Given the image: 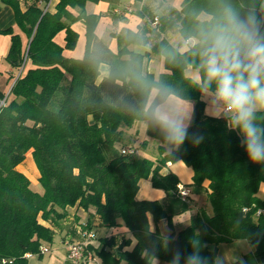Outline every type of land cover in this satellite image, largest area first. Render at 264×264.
I'll use <instances>...</instances> for the list:
<instances>
[{
  "label": "trees",
  "instance_id": "trees-1",
  "mask_svg": "<svg viewBox=\"0 0 264 264\" xmlns=\"http://www.w3.org/2000/svg\"><path fill=\"white\" fill-rule=\"evenodd\" d=\"M99 1L58 0L56 11L50 13L36 5L22 12L17 0H0L12 8L28 40L24 53L20 37L11 29L4 31L11 35L6 61L18 70L26 56L31 65L26 62L0 108V264H30V256L41 257L44 244L53 241L54 226L66 220L74 206L92 209L98 221V229L91 219L76 225L87 240L85 259L90 256L97 264H147L142 251L150 247L156 248L159 264H168L177 248L185 256L192 251L190 240L197 232L206 245L205 256L216 255L220 244L246 240L253 252L237 264H264V197L259 195L264 165L249 161L240 137L229 131L224 118L205 114L202 93L185 74L187 68L201 74L199 32L217 20L224 4L241 16L253 13L264 31V0H183L178 32L195 43L180 52L160 40L144 53L129 48L144 44L138 32L115 35L116 52L97 39L98 17L84 7ZM76 21L85 26L84 54L78 59L63 55L77 43L78 35L71 29ZM61 31L64 47L54 41ZM151 55L163 58L164 71L157 76L146 67ZM103 64L108 72L98 82ZM146 82L167 85L195 106L190 132L203 134V142L186 141L172 152L160 129L144 115L143 105L151 94ZM4 95L0 90V100ZM136 122L146 124L147 139L141 145L154 141L155 159L122 154L124 149L137 152L126 138ZM30 150L42 192L17 170ZM177 161L193 171L192 184L182 187L200 195L203 204L185 228L167 235L172 242L165 248L164 235L157 228L150 230L148 217L155 224L166 220L173 230V216L187 211L190 196L181 199L177 177L160 173ZM142 179L163 190L165 200H137ZM204 181L209 182L207 188ZM120 227L126 232L105 234Z\"/></svg>",
  "mask_w": 264,
  "mask_h": 264
},
{
  "label": "clouds",
  "instance_id": "clouds-1",
  "mask_svg": "<svg viewBox=\"0 0 264 264\" xmlns=\"http://www.w3.org/2000/svg\"><path fill=\"white\" fill-rule=\"evenodd\" d=\"M199 77L194 81L205 97V110L213 118H224L229 131L240 137V146L250 162L264 165V31L253 13L241 16L224 4L214 23L199 32ZM167 52V50H165ZM150 95L143 105L144 115L165 137L172 152L190 141L198 145L203 134L190 132L195 106L179 97L169 86L146 82ZM172 238L163 237L165 248ZM186 256L176 249L168 264H237L239 257L229 252L212 257L202 254L206 247L199 232L190 240ZM147 264H159L155 247L145 248ZM242 264V262H240Z\"/></svg>",
  "mask_w": 264,
  "mask_h": 264
},
{
  "label": "crops",
  "instance_id": "crops-1",
  "mask_svg": "<svg viewBox=\"0 0 264 264\" xmlns=\"http://www.w3.org/2000/svg\"><path fill=\"white\" fill-rule=\"evenodd\" d=\"M17 1L19 9L22 12H24L28 6L36 5L44 11L54 13L58 3V0ZM182 3L183 0H100L96 3L87 2L84 10L87 14L96 15L98 17L97 25L95 27V35L97 39L112 52L117 51L115 35L121 34L125 31H131L134 33L138 32L144 37L143 45L129 46L134 52L144 53L149 51L151 46L160 40H165L172 47L182 52L195 43V40L192 38L187 40L183 39L178 32L179 11ZM115 10H120L122 14L115 13ZM70 11L74 15L77 14V10L70 9ZM155 18L158 19L157 24H154ZM8 29H11L13 34L20 37L22 48L25 53L28 40L17 26L12 8L0 3V90L2 92L4 91L3 87L10 82L11 77L16 74V69L12 68L6 61V56L11 45V35L4 33V31ZM71 29L78 35L77 43L73 50H63V55L68 58L78 59L84 54L85 26L82 21H76L71 24ZM64 37L65 33L64 31H61L55 36L54 41L59 46L64 47ZM27 67H31L29 62H27ZM146 67L148 72L157 76L164 71L163 58L151 55L147 61ZM107 72V65H101L100 75L97 81L99 82L105 77ZM185 74L194 81L199 77L197 71L191 68H187ZM202 98L204 100L203 95ZM205 114L213 117L210 111L205 110ZM126 138L128 143L137 147L136 154L139 153V149L141 148L144 152L147 151L140 157L149 159L156 158L155 145L152 143L150 144V142L147 146L141 145V142L147 139L145 123H143V125L139 122L134 123L133 126L127 130ZM26 161L29 165L28 169L25 167ZM17 170L29 179L32 186L37 187L39 185V172L33 162L31 150L26 154V159L17 166ZM168 172L173 173L177 177L179 185L187 186L192 184L193 171L182 161L169 163L166 167H162L160 170L161 174H167ZM208 184V181L203 182L205 188H207ZM259 195L264 197V183H261L259 186ZM165 197L164 191L153 188L149 179H142L139 181L136 194L137 200L161 202L165 200ZM202 204V197L198 194L191 193L187 211L175 215L172 218L173 230L169 229L166 220H161L155 224L151 218L148 217L150 230L153 231L157 228L164 236L169 235L172 231L178 232L180 229H183L188 225L190 216L193 215ZM93 212L92 209L84 211L77 206L68 210V218L54 226L55 236L52 243L48 244V257L42 259V264H73L69 261L67 256L68 243L85 241L83 236L77 231V226H79L80 223L82 224L86 220L91 219V225L97 228L99 224ZM99 232L104 233L101 229H99ZM105 232V234L111 235L126 232V230L125 228L120 227L109 229ZM222 252H229V259H231L232 254L239 257V261H242L245 255L253 252V247L246 240H239L218 245L216 254ZM91 263L97 264L96 261H91Z\"/></svg>",
  "mask_w": 264,
  "mask_h": 264
},
{
  "label": "built area",
  "instance_id": "built-area-1",
  "mask_svg": "<svg viewBox=\"0 0 264 264\" xmlns=\"http://www.w3.org/2000/svg\"><path fill=\"white\" fill-rule=\"evenodd\" d=\"M115 13L117 14H122V12L120 10H115ZM158 23V19L155 18L154 19V24H157ZM26 56L23 60V63L21 64V66L18 68V70L16 71V74H15V78H14V81H13V84L12 86L14 85L15 81L23 74V72L25 71V64H26ZM12 88V87H11ZM11 90V89H10ZM10 90L9 92L4 95V97L0 100V108L5 106L6 103H7V100L9 98V93H10ZM122 154H126V155H135L136 154V151L133 150V149H124L121 151ZM178 189H179V194L181 196V199L184 201L185 198L189 197L190 194L189 192L184 189L181 185L178 186ZM88 238H91V236H87ZM87 240L83 241V242H69L68 243V259L71 263L73 264H80L82 262H85L87 261L88 263L90 261H92L91 257L90 256H87L86 259H85V244H86ZM48 252V249L46 247H43L41 249V253L42 255L44 253H47Z\"/></svg>",
  "mask_w": 264,
  "mask_h": 264
},
{
  "label": "rangeland",
  "instance_id": "rangeland-1",
  "mask_svg": "<svg viewBox=\"0 0 264 264\" xmlns=\"http://www.w3.org/2000/svg\"><path fill=\"white\" fill-rule=\"evenodd\" d=\"M27 62V61H26ZM25 68H26V64H25ZM17 71V70H16ZM14 78H15V74L13 75V77L10 79V82H8L4 87H3V92L5 93V95L9 92V90L11 89V87H12V84H13V81H14ZM204 99H205V97H204ZM142 125H143V123H142ZM153 143V145L155 144V142L153 141L152 142ZM147 151H143L142 150V148L141 149H139V153L138 154H136L137 156H141L143 153H146ZM152 154V153H151ZM25 159H26V157H25ZM25 167L28 169L29 168V165H28V163H27V161H26V163H25ZM33 189H35V190H38V191H40V192H42V188H41V186L40 185H38L37 187H34L33 186ZM44 246L47 248L48 247V244H44ZM45 255H42L43 257H39L38 255H32V256H30L29 257V263L30 264H42V259L43 258H45V257H48V252L47 253H44ZM88 264H93V263H91V261L88 263Z\"/></svg>",
  "mask_w": 264,
  "mask_h": 264
}]
</instances>
